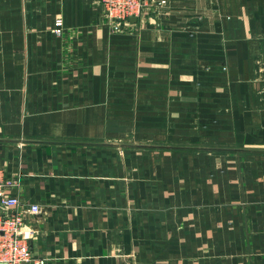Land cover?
<instances>
[{
  "label": "crops",
  "instance_id": "obj_1",
  "mask_svg": "<svg viewBox=\"0 0 264 264\" xmlns=\"http://www.w3.org/2000/svg\"><path fill=\"white\" fill-rule=\"evenodd\" d=\"M134 19L114 34L101 0H0V169L41 208L33 256L264 264V0Z\"/></svg>",
  "mask_w": 264,
  "mask_h": 264
},
{
  "label": "built area",
  "instance_id": "obj_2",
  "mask_svg": "<svg viewBox=\"0 0 264 264\" xmlns=\"http://www.w3.org/2000/svg\"><path fill=\"white\" fill-rule=\"evenodd\" d=\"M107 20L116 28L126 29L132 25L134 18L146 13L152 0H101ZM54 33L57 37L64 34V24L58 20ZM127 32L128 29H127ZM0 169V264H45L44 260L33 256L29 242L34 237V231L26 228L27 215H38L41 208L37 204L27 210L17 196L9 192L11 187L17 186Z\"/></svg>",
  "mask_w": 264,
  "mask_h": 264
},
{
  "label": "rangeland",
  "instance_id": "obj_3",
  "mask_svg": "<svg viewBox=\"0 0 264 264\" xmlns=\"http://www.w3.org/2000/svg\"><path fill=\"white\" fill-rule=\"evenodd\" d=\"M101 3H102V1H101ZM152 3H154V0H152L151 2H150V4H149V6H148V8H146V13L145 14H143L141 17H139L138 19H145L146 18V16L148 15V13H149V11H151V8H152ZM102 6H103V4H102ZM103 10H104V6H103ZM104 16H105V11H104ZM105 20H106V23H107V25L109 26V28H110V31L112 32V33H114V34H123V33H128L127 32V29H128V31H130V27L132 26H128L126 29H121V28H116V27H114L113 25H111L110 24V22L107 20V18H106V16H105ZM132 22V21H131ZM55 27V26H54ZM55 29V28H54ZM54 29H53V33H54ZM55 34V33H54ZM61 37V36H60ZM248 156L247 155H243V156H241V159H246Z\"/></svg>",
  "mask_w": 264,
  "mask_h": 264
},
{
  "label": "water",
  "instance_id": "obj_4",
  "mask_svg": "<svg viewBox=\"0 0 264 264\" xmlns=\"http://www.w3.org/2000/svg\"><path fill=\"white\" fill-rule=\"evenodd\" d=\"M137 20L133 19L132 22L135 23ZM138 148H147V149H154V148H166V149H182L179 147H155V146H136ZM184 149V148H183ZM206 151H233V152H241V150H226V149H200Z\"/></svg>",
  "mask_w": 264,
  "mask_h": 264
}]
</instances>
